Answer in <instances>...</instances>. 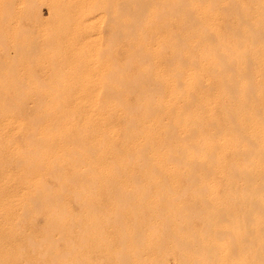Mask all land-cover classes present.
Instances as JSON below:
<instances>
[{"label":"rangeland","instance_id":"obj_1","mask_svg":"<svg viewBox=\"0 0 264 264\" xmlns=\"http://www.w3.org/2000/svg\"><path fill=\"white\" fill-rule=\"evenodd\" d=\"M189 1L194 0L187 2ZM13 2L10 5L11 8H7L4 10L6 13L1 14L3 18L0 15L2 20L0 21L2 33L0 34V61L3 66L0 70V94L2 91L5 99L0 98V100L7 101L8 108L11 106V110L7 108L6 113L25 119L26 122L32 119L35 121L36 118H40L39 121L43 122L46 120L45 117L43 120L40 117L44 109L43 103L47 105L48 101H61L67 107L63 109L62 105L61 109L68 110L71 106L75 108L77 101L83 98L80 95V84L83 83L85 73L80 63L83 57L80 46L85 39H80L79 33L75 34L78 21L74 15H71L68 20L67 18L61 20L56 14L51 15L50 3L56 4L60 0H31L30 7L29 5L23 7L16 0ZM159 2L157 0L153 5L147 6V15L150 11V15L154 13L147 18L156 17V10H158L156 4L159 5ZM169 6H161L162 8L159 9L161 15L158 14L161 20L158 18L157 20L165 22L172 20L173 17L175 21L179 19L178 24L173 21L175 26L172 24L173 26L170 27V23H173L171 20H169L170 23L168 21L164 23L166 25L164 26L166 29L170 27L171 30L173 27L172 31L182 33L181 37L185 35L184 43L190 44L189 47L182 45L186 48L182 49L184 51H181V58L176 59L180 66L177 75L178 83H176L178 98L175 139L178 156L175 168L177 178L175 188L172 186L173 189L170 187L172 183L167 181L171 196L166 191L163 197L169 194L170 198L167 196L165 199L170 202L164 199L166 204L163 201L160 203L161 206L165 205V209L163 206L160 210L152 209L149 199L157 195L152 187L150 188L154 196L150 192L148 197L140 199L139 194L134 191L132 194L137 196L128 197L130 202L136 201L141 207L143 203L147 206L149 202V208L144 205V208L139 207L141 209L134 208V210H129L126 206L125 209L123 206L121 210L119 208L121 206L118 207L117 197L116 199L112 197L111 192L107 190L106 195L102 192L103 190L101 191L103 194L59 193L60 195L57 194L58 192L25 194L11 190L0 191V264H239L241 253L237 251L238 248L234 249L235 251L233 248L241 241V233L244 230L264 229V49H250L251 51L232 49L222 53L220 50H217V53L212 50H201L199 47L194 50V43L192 42L193 45L190 43L193 41V37L190 36L192 28L187 26V28L184 27L185 30L182 24V17L185 16L186 11L189 12V8L178 9L179 13L172 11L178 13L176 17L175 13L174 15L170 13V8L167 9ZM217 10L223 18L225 14L223 9L218 7ZM163 14L168 15V19ZM236 16L232 15L234 19L230 16L226 17H230V21L234 20L233 23L236 24ZM147 18L140 20L139 27H143V32L141 28L136 27L134 30L137 31L136 35L133 31L135 36L131 37L133 40L137 36L139 38H136L137 42L142 41V45L148 42L149 48L152 45L155 47L151 48H156L158 37L165 35L163 34L165 31H162L165 28L164 26L162 30L156 28L155 31L152 25L154 33L151 27L148 28L150 25L142 26L143 23L148 22ZM225 18L222 22L226 21ZM108 21L110 22L109 19ZM108 21L102 24L104 26L100 24L98 27L96 24L91 28L90 33L93 38L102 36L104 44L113 47L111 52L118 53L121 57H119L120 61H125V57L121 56L125 37L114 38L111 34L112 22L110 24ZM222 22L220 23L222 25H217L224 32L225 27L223 28ZM145 29L147 30L144 31ZM157 31L160 33L158 34ZM144 33L147 35V38H144L148 40L144 41V38L140 40ZM50 35L52 40L49 38ZM152 35L155 36L153 38L156 44L153 43ZM108 38L110 41L108 40L107 43ZM46 41H49V44ZM110 42L118 45L113 44L114 47L109 44ZM180 45L177 47L181 48ZM144 46L147 47V45ZM162 47L166 48L165 44ZM152 56L151 54L150 58L155 57ZM150 58L148 57L151 61H148L150 67L155 66V58L153 60ZM143 60L141 63H145L144 66L148 65V62H145L147 60ZM141 63L136 59L133 67L130 65L129 70L127 69L131 74L125 71L124 76L129 77L128 80L135 79L136 77L133 76L141 73ZM169 64L167 70L171 67ZM168 87L165 84L164 90L159 92L158 98L163 99L164 102L168 100ZM155 92L158 94V91ZM56 94L59 95L56 96ZM135 95L137 93L129 96V98L134 97L129 99L132 105L134 101L136 105L140 103ZM64 100L68 101L67 104L71 103V106L65 104ZM4 102L2 104H5ZM14 103L20 106L14 107ZM38 104L42 109L38 108ZM137 106L133 107L136 109ZM74 108L72 110L77 107ZM134 108L133 112L137 113L136 116L143 111L139 108L134 111ZM37 115L39 117H36ZM116 117L113 116L115 119ZM59 121L62 122L63 119L59 118ZM124 122L122 120V123ZM42 124L44 125V122ZM39 125L36 126L40 127ZM4 138L5 136L0 137V159H2L0 188L4 182L14 184L16 181L8 179L5 169H9L13 176L21 174L23 168L21 165L25 163L20 162V171L18 162L16 163L17 157L15 160L14 157L18 148L23 150L27 148L22 135H16L12 142L7 143H4ZM68 149L72 148L68 145ZM25 150L24 152L27 151ZM13 162L17 166L13 165ZM70 165L72 164L66 163L71 170L75 168L74 165L71 167ZM64 166L54 172L57 174L59 170H64L62 174L66 173L69 168ZM135 169L138 172L142 168L137 166ZM71 170L69 169L68 172ZM141 171L145 172V169ZM54 172L52 175L49 173L51 177L48 174V178L44 177L46 178L44 180L52 186L48 187V185V188L57 190L59 177L55 178L56 181L55 179L49 181L56 175ZM74 172L76 174L75 169L68 176L71 178ZM232 174L234 177H231ZM119 178V182L114 183H121L123 179ZM141 181L146 180L135 183L124 180L123 185L132 188V185L139 184L141 187L143 185ZM147 182L145 186L143 185L144 187ZM72 184L74 183L70 186ZM171 190L174 193L170 192ZM115 202H118L117 207L120 210L115 206ZM112 204L114 207L111 208Z\"/></svg>","mask_w":264,"mask_h":264},{"label":"bare ground","instance_id":"obj_2","mask_svg":"<svg viewBox=\"0 0 264 264\" xmlns=\"http://www.w3.org/2000/svg\"><path fill=\"white\" fill-rule=\"evenodd\" d=\"M16 1L19 2V4H21L23 7H27V5L30 4L31 0ZM152 1L154 0H60V2H57L56 4H54V2H52L53 4L50 3L51 15L56 14L58 15V18H61V20L62 18L63 20L64 18L65 20L66 18L68 20L70 19L69 17L71 15H74L76 17L78 26H75L77 27V31L74 30V32L76 31L75 34L79 33L78 36L80 39H85V41L82 43V46H80L82 47L81 52L83 54L80 63H82V68L84 67L85 73V77L83 76V83L80 84V95L83 98L77 101V103L74 105L75 108L77 107L76 109L70 105V102V104H67L68 101L64 100V103L66 102L65 104L71 106V109L69 107L68 110L65 109L66 111L61 109V106L63 105L61 101H48L46 102L48 103L47 105H44L43 103L42 105L44 109L42 110V114L40 116L41 111H39L40 113L38 112V114L42 118V120L45 117L44 119L46 120L43 121L44 125L42 124L43 122L39 121L41 120L40 118H36L37 121H34L32 119L27 120L26 122L24 121L25 119L16 117L11 113H6L8 108V104L6 103L7 101H3L6 104L5 105L2 104L3 102L2 100H0L2 102L0 103V118L2 117L0 119V137L5 136L4 143H7L12 142L16 135H22V138L24 139V145L27 147V151L24 149L26 152H24L23 149L18 148L16 150L17 152L15 153L17 156L15 155L14 157V160L17 157L16 163L18 162V167H20L23 162L25 163V166L21 165V167H23V173L20 172V167L19 172L22 175L20 174L19 176H15L14 174L13 176V173L11 174V171L9 169H5L8 179H15L16 181H13L14 184L4 182L3 186H1L0 188L1 192H7L11 190L15 192H22L25 194H48L49 192L52 194V192H58L57 194L104 193L106 195L108 194L106 193L107 190L108 192H111L112 197L114 196L115 199L117 197L116 200H118L119 205L118 202H115L114 204H116V207L117 205L118 207L121 206L119 208L123 210V206L124 209L126 206L129 210H134V208L138 209L139 207H141L140 203L138 204V202L136 203V201L130 202L131 200L129 201L128 197L130 195H136L132 194L135 191V193L139 194V196L141 197L140 199H143L142 197H148V194L150 192L152 193L153 189L157 192V195L154 196V194L152 193V196L154 197L150 196L151 198H148L150 200L152 209L155 210L157 208L160 210L162 206H165L164 204H166V202L164 201L168 200H166L165 198L167 196L168 198H170L171 196V194L169 193V184L167 185V181L172 183L170 187L173 189L172 186H174L175 180L177 178L175 168V164L177 162L176 158L178 156L175 139V133L177 131L178 98L176 83H178L177 75L179 73L180 66L176 59L181 58V51H184L182 49L186 48L183 46L189 47L190 44L186 45V42L184 43L185 35L184 37L182 36V38V33H175L174 31H172L173 27L172 30L170 29V27L175 24L173 22L175 21L174 17V20L169 19L173 23H170L169 20H166L165 22H159V20H161L159 19L160 16L158 17V14H160L159 9L171 5L172 7L169 6L167 7V9L170 8L171 12H169L173 13L172 11L178 12L180 8L183 7L189 8V12L186 11L188 8L184 10L186 11V13H184L185 16L182 17V24L183 28H187V26H190L189 28H192V31L190 30V36L191 38L193 37V41H191L190 43L191 45H193L192 42L194 43V50L197 49L196 47L201 48V50H220L221 53L222 51L225 52V50L227 51L232 49L260 50L264 49V0H194L189 2H187L188 0H158L160 2L159 5L156 4V8H158V10H156V17L153 16L151 18L150 16L154 15V13L150 15L149 13L151 11L149 10L150 12L148 13V15L150 16L149 18H147V6H149V4L153 5L155 2H157V0L154 3ZM183 1L187 2V4ZM12 3H14L13 0H0V15L6 13L4 10H7V8L10 9V5ZM32 7L33 5H31V8ZM153 7H155V5ZM218 7L223 9L222 11L225 12V14H223V18L222 14H220V9L217 10ZM31 8L30 10L34 9ZM165 10L164 12H166ZM32 13L34 14L33 10ZM144 13L146 17L144 16ZM178 13H175V16L178 15ZM232 15L236 16V24L233 23L234 20L233 22L230 21L231 18L234 19ZM1 16L3 18V15ZM165 16L167 18L168 15ZM226 16H230L231 18ZM126 17L127 20H125ZM139 17L143 18L140 19ZM145 18L148 19V22H146L147 24L143 23L142 26L144 24L146 25V27L147 25H150L148 26L149 28L153 25V27L155 28L153 29L155 31L156 28H158V30H162V27L166 24L167 21L171 24L167 29L165 27L166 25L164 26L165 30L163 29L162 31H165L163 33L165 35H163L162 37H158L157 44L154 42V30L151 27V30H153V43L157 45L156 48H151L152 46L155 47V45H152L149 48L148 45L150 44L148 42V44H144L143 42L144 45H147V47L149 48L148 49L146 46L142 45V41L141 43L140 41L137 42V39H139L137 38V36L132 40L131 36H135L137 32H135L134 30L136 29V27L141 26L140 20L142 21ZM157 18L159 20H157ZM178 18L180 17L178 16ZM224 18L226 19V21L222 22ZM108 19L110 20V22H112L111 26L113 30H111V34L114 36V38H120L121 36L122 38L123 36L125 37V39L123 38L124 45L122 44L124 46V49L121 50L123 51L121 52V56L122 58L125 57V61H123L122 59V61H120L121 57L118 53L114 54L115 52H111V50L113 49L111 45L118 42L114 41V43L112 44L111 42L113 41H111L109 43L111 44V47H109L108 45L106 46L104 44L102 36L93 38L92 33H90L93 26H96L97 24V26L99 27L100 24L102 25L103 23H105V21H108ZM177 21H179V19L175 22L177 24L180 23ZM227 21H229V23H227ZM57 22L59 23V21ZM221 22L223 23V28L225 27L224 32L226 31L225 33L226 35L228 34V36H226L223 30H221L222 28L220 29V27L217 25H222L220 24ZM230 22H232V24H230ZM62 23L60 25H62ZM168 23L167 25H169ZM224 23L225 25H229L225 26ZM106 24L108 23L106 22ZM139 28H141L143 32V27ZM147 29H145L144 31H146ZM137 30L139 29L137 28ZM133 31L135 32V35H133ZM181 31L182 30H180V32ZM159 33L160 32H158V34ZM0 34H2L1 31ZM51 35L49 36L50 39L52 38ZM138 35H140L139 32ZM142 36L143 37H140V40L144 37L147 38V35H145V33L142 34ZM146 38H144V41L148 40ZM72 39L74 41V44H76L74 38ZM151 39L149 41H151ZM108 40L110 41V38L106 39L107 43ZM190 40L191 39H189V41ZM49 41L46 42L49 44ZM189 41L187 40V42ZM153 43L151 42V44ZM164 44L166 48L162 47ZM179 45L180 47L182 45L183 46L181 48H178ZM190 48L192 49V46H190ZM29 49L30 48H28V50ZM31 49H33V47H31ZM79 51L80 49H78V52ZM151 54L155 56L152 57L156 60L155 66L152 67H150L149 62L151 61H149L148 59V57H151ZM153 58H150V60H153ZM136 59L139 60L140 63L141 61H144L143 59L147 60L145 62L149 61L147 63L149 66H144L143 64L145 63H141L142 68L140 67L141 65L138 66L139 68H141V73L139 72L140 76L137 75V78V76L133 73L135 75L133 77L136 78L128 80V76L130 75L128 74V78H126L124 76V72L127 71L128 68H130V65H132L133 67V64L136 63ZM182 62H184V60ZM168 64L171 65V67L167 70ZM1 66L2 63L0 61V70L1 68H3V66ZM2 78H4V76ZM165 84L169 86V94L168 100L164 102L163 99L160 100L158 97L159 92L162 91ZM155 91H158V94ZM133 93H137V95H135V98L137 96V100L140 101V103L137 104L138 106L136 105L135 101V105L134 103L132 105V101L129 100L131 97H133L131 96L129 98L130 94ZM2 94L3 92L1 91V99L4 97ZM58 95L59 94H56V96ZM17 105L20 106L16 103L14 107H18ZM40 105L38 108H41ZM140 105L142 107H140ZM133 106H137L139 110H143L142 112L138 113L139 116H136L137 113L133 112ZM10 107L8 108V110H11ZM72 107L75 110H72ZM64 108L67 107L64 106L63 109ZM138 108H134V111H137ZM184 109L186 108L184 107ZM188 109H190V107ZM39 116L37 115L36 117ZM113 116H117L116 119L118 118V121L113 118ZM59 118L60 120L63 119L64 124H62L63 121H59ZM112 119H115L116 121H113ZM122 120L125 122L122 123ZM38 121L41 123H39ZM37 124H40V127H37ZM68 145L72 149L69 150ZM1 162L2 159H0V164ZM66 163L75 166L74 169L76 170V174L74 172L71 178L68 175L74 169L71 170V168L66 166ZM12 164L15 165V162H13ZM62 165L64 167H68L71 171L68 172L69 169L64 168L65 170H68L66 171V173L68 172L67 174H62L64 170H62L63 172L59 170V173L56 174L54 171L57 172L58 169H62ZM72 165H70V167ZM137 166L142 169L144 168L145 172H142V169L137 172L135 169V167ZM52 172L56 174H53L56 177L52 176L53 179L48 180L51 182V180L59 177L57 180V190L48 188L52 186H50V183L47 184V182H45L47 180H44L48 178L47 176L49 173H51L52 175ZM74 174L75 177L73 178ZM51 175L49 174L50 177ZM76 175L79 176L76 177ZM233 175L234 174L230 176L234 177ZM119 177H122L121 179H123L121 180L122 185L121 183L116 184L119 182ZM124 180L134 183L140 182V180H146L148 182L150 181V184H148L147 182L146 187H144L146 181H141L144 186L141 185V187H139V184H137L138 186L135 184V186L132 185V188H130L131 186L126 187V185L124 187ZM54 181H56V179ZM67 181H69V183ZM70 182L74 184L70 186ZM78 182L82 183L78 185L76 184ZM147 187H149V189ZM150 187H152V189ZM166 191L170 194V196L168 194L165 198H163L166 194L164 192ZM170 192H172V190ZM108 196L110 197L111 195L109 194ZM161 201L164 202L162 206L160 203ZM145 202L147 203L148 201ZM168 202L170 201L168 200ZM142 203L143 202H141V204ZM148 203L147 206L145 205V203H143V207L141 208H144V205L146 206V208H149ZM112 205H110L111 208L114 207V205ZM117 219L118 218H116V220ZM240 237L241 241L235 248H233V251H235L234 249L238 248L237 251L241 253L240 258L238 257L240 259L239 264H264V229L244 230L241 233Z\"/></svg>","mask_w":264,"mask_h":264}]
</instances>
